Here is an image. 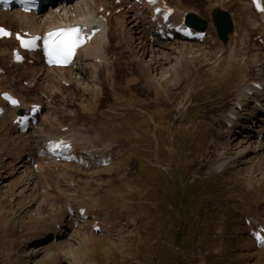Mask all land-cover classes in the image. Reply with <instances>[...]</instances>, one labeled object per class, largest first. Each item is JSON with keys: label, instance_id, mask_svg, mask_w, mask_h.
<instances>
[{"label": "rangeland", "instance_id": "1", "mask_svg": "<svg viewBox=\"0 0 264 264\" xmlns=\"http://www.w3.org/2000/svg\"><path fill=\"white\" fill-rule=\"evenodd\" d=\"M215 1L181 2L206 17L217 32L211 16L213 9L220 7ZM235 1L223 2L221 7L233 16V34L246 32L247 27L241 4ZM251 12L249 19L253 21ZM252 26L255 29L257 25ZM126 40L127 44L119 42L110 47L111 61L120 58L118 45L123 43L126 55L124 61L120 58L114 77L105 76L107 82L104 78L100 95L91 72L74 74L81 76L87 93L78 85L63 90L48 84L42 88L51 105V110L46 108L39 115L43 130L71 121L77 127L96 126L103 133L102 143L119 149L113 160L93 169L83 167L76 159L58 165V171L45 177V183L51 185L48 192L56 198L44 199L43 189L28 190L25 186L29 176L22 177V170L11 175L15 158L9 155L11 142L4 140L8 121H0V264H54L56 258L70 264L71 258L64 261L63 256V251L69 254L70 245L86 256L89 264H264V245H256L251 237L252 228L264 219V151L260 155L238 154L239 145L241 150L248 145L253 149L254 143H241L249 140L244 136L235 140L236 134L224 136L220 127V106H228L233 98L230 91L240 86L243 76L237 68H213L220 47L209 52L202 49L203 42L162 39L175 45L178 53L164 60L157 72L151 70L146 79L139 68L143 58L134 61V57H127L129 50L136 55L138 49L131 50L134 44L129 36ZM230 41L224 44L219 40L224 48ZM149 59L145 58L150 67ZM0 62L3 68L7 59ZM13 72V68L7 71L9 76ZM166 72L171 73L167 78ZM257 74L263 75L264 69L257 70ZM155 77L161 79L162 86ZM15 79L22 84L14 90L23 102V96L27 98L32 92L26 88L24 76ZM45 95L36 92L35 101ZM11 113L7 109V114ZM15 139L14 148L24 146V138ZM88 143L98 141L91 139ZM221 152L227 154L226 162L220 163ZM27 157L25 152L22 158ZM67 181L73 182L76 189L66 190ZM65 193L73 195L75 208L78 203L97 198L102 209L100 219L110 214L112 231L87 230L90 241L88 238L87 244L83 243L85 234L69 228L72 223L68 221L79 215L72 211L74 215L66 217L65 202L58 197ZM61 218L67 225L61 244L49 246L51 232L27 248V242H23L26 236ZM71 237L77 242L68 245ZM16 251L19 254L13 255ZM48 253H52L50 257Z\"/></svg>", "mask_w": 264, "mask_h": 264}, {"label": "bare ground", "instance_id": "2", "mask_svg": "<svg viewBox=\"0 0 264 264\" xmlns=\"http://www.w3.org/2000/svg\"><path fill=\"white\" fill-rule=\"evenodd\" d=\"M181 1L182 0H159L160 4L158 6L159 11L157 16L161 21L166 18L167 8L171 7L175 9L174 13L171 14L167 21L162 24L158 18L155 21L152 20L153 10L155 7H152L148 11V15L144 14L143 10L145 8L148 9L145 0H141L138 4L132 3L129 0H121V3L117 6L110 0H81L77 3H71L69 5L58 3L55 7H52L50 10L40 15H35L34 12H23L19 9L3 10L0 8V28L8 25V30H10L11 33L10 36H5L0 39V59L3 61L7 59L6 66L3 67L5 72L3 75H0V108L2 109L0 113V121H8L6 129L7 133H4V140L11 142L12 148L9 150V155L12 158H15L11 175H16L20 170H22V177L27 174L30 178L34 179V181H32V179L28 177L29 181L25 186L28 190L32 189V191H41L43 189L44 192L42 193H44V199L46 197H52V199H54L56 197L53 196L51 192H48L51 185L45 183L46 175H50L59 170L58 164L53 163L54 159H52L51 154L48 152V141L50 139H54L55 141L53 142L60 144V146L56 147L55 150H59L60 148L68 149L65 151L68 161H71L73 157L76 159L78 164L89 169H93L98 166L100 167L101 165L108 163L106 161L111 160L119 153V149L116 148V146L104 145L102 143L101 140L103 133H101L96 126H90L93 128L77 127L73 121L66 125L56 126L53 129L48 128L47 130L42 129V122L33 126V128L28 130L26 133H18L19 122L17 123V110H28V114L31 112V107L36 104H40L43 109L47 108L51 110V105L47 96L42 90L43 86L45 87L46 84L50 86L53 85V87L61 90L78 85L79 88L83 89L84 93H87L85 90L86 88L82 86L83 81H81V76L74 77V74L76 73H93L95 84L97 85V93L100 95L103 91L102 89H104L103 80L105 76L114 77L116 73V66L119 63L120 58L124 61L123 57L126 55L123 43L121 46L118 45V49L121 50L119 52L120 58H116L114 61H111L112 57L108 54L110 47L118 44L119 42H125V44H127V36H129L132 44H134L131 45V50L135 47L138 49L136 55V52H133L132 54L129 50L128 53H130L127 57H134V61H138L139 57L143 58L141 60L139 58L141 61L139 62V68L141 71L140 74L142 76L144 75V78L147 79L151 70L153 72H157L158 68L162 66L164 60H170L173 53H178L175 45H171L163 41L161 38H158L160 37L158 30L164 29L167 35L176 34V36L180 38H175V42H180V39L183 38L182 35L180 32L178 33V31L169 30L168 24L171 22H175L179 25L181 23L184 24L185 15L191 7L187 9L185 6L189 4H183ZM235 2H237V0ZM239 3L241 4L239 9L242 14V19H244L243 23L247 26L246 32L240 30L236 31L231 36V41L227 48H224L217 39L215 28L210 25L209 28L212 30L208 29L205 32L206 42L204 43L205 46L202 47V49L209 52H213L211 50L220 47L221 54L217 61L213 63V68H237L239 70L238 74L240 77L243 76V80H240V86L236 88L234 86L233 90L230 91L233 98L228 102V106H220V109L223 112L222 119H220V127L224 132V136L226 135L229 137H231V135L235 136L234 129L237 127L235 125L240 122L235 120V116L238 114L243 115V112L240 109L241 105L246 106L247 103H252L251 110L253 111V108L257 106L255 105V102L262 99L261 103L257 107V110L259 109L264 114V77L259 76L256 73L259 68L261 70L264 68V11L256 10L249 0H239ZM214 4H218L216 6L220 7L224 5L223 0H216ZM194 8L198 9L197 6ZM204 8H206V6ZM209 10H211V7L208 11ZM251 11L255 14V17L254 15L252 17L253 21L249 19V16L252 15L250 14ZM129 24L130 26L128 27ZM63 25H80L85 27L87 31V43L84 47L79 49L75 62L72 66L61 68L47 67L43 63L40 52L35 53L21 48V40L17 38V34L27 37L36 35L44 36L47 32ZM252 25L257 26L254 29ZM196 31V29L193 30L194 33ZM136 41L138 42L136 43ZM187 42L188 41H185L183 43ZM128 46L130 48V45ZM249 49L257 52L255 54H251L248 52ZM17 53L23 55V58H25L22 62H16L15 56ZM182 55L185 59L186 56L184 54ZM147 56H150L149 60L151 68L147 64L148 62L146 63L145 58ZM126 60H128V58H126ZM241 60L244 61L243 64ZM241 66H243L244 69H242ZM1 68L2 67H0V69ZM11 68L14 69V72L11 76H9L7 71ZM18 69H22L20 73L16 71ZM143 70H145L144 73ZM170 74L171 73L166 72L165 77H169ZM145 75H147V77ZM156 75L157 74H155V76ZM19 76H24L27 88L32 92V94L28 93V95H26L27 98L23 96L24 101L21 102L18 107V104L13 105L10 101L5 100L3 97L7 92L17 95L14 89L22 84H17L14 78ZM156 78L157 77H155L156 82L162 86V82L160 81L161 79L157 78V80ZM105 80L107 82V78H105ZM146 83L148 84V82ZM148 85L151 84L149 83ZM38 91H41V94H44L46 98L43 97L40 101H35L34 95ZM251 99L252 101H250ZM7 108H12V113L10 115L7 114ZM7 116L8 118L4 119ZM221 124H223V127ZM261 132L263 135L260 136L257 134L249 138L245 133H243L245 135H239L237 138L241 139L244 136L249 140L247 142L241 140V143H247V145L249 143H254L255 147L250 149V145H246L247 147L245 148V151V149L241 150L239 145L238 147L236 146L237 153L246 154L247 152H252L260 155V153L264 151V127H262ZM237 133H241V131L237 130L236 135ZM15 138L25 139L24 146L20 149L14 148ZM237 138H235V140ZM91 139L98 141V143H88V140ZM71 145H73V147L69 149ZM25 152H28V155L31 157L28 161L27 158L25 160L20 159ZM82 153L85 155L82 156ZM227 158V154L225 155L224 152L220 153V163H223L224 161L226 162L225 159ZM72 171L75 172V170ZM35 178H38V180H35ZM65 185L67 188L66 190L68 191L76 189V185L73 182L67 181ZM37 187H39V189ZM24 194L25 193L23 192V195ZM37 195H40L39 192H37ZM61 196L65 202L66 210L68 212L73 211L75 207L73 195L71 193H65L64 195H59L58 197ZM86 209L88 213L87 215L84 213L83 216L79 215L77 216L79 218H74L73 221H68L69 223H72L69 226L70 229H74L76 233L83 232L85 234L83 243H86L89 238L87 237L86 231L92 230L94 226L100 225V227L105 228V233L111 232L113 226V222L109 217L110 214L107 215V219H100L102 209L97 198L85 200L78 203L76 206V210H78V212H84ZM70 215V213L67 214V216ZM65 222L66 219L61 218L59 220H54L51 224H44L39 230L33 231V233L26 236L23 241L35 243L36 241H40L45 238V236H48L50 232H52L53 237L54 235L62 237L64 230L67 229L64 228L67 226L65 225ZM258 223L259 224L253 228V232L256 235H260L262 239V237H264L263 217L258 220ZM71 242L76 243L77 240L74 237H71L68 245L71 244ZM59 244H61L60 238L56 241H51L49 246ZM29 246L31 248V244H29ZM17 254L18 252L14 253V255ZM51 254L52 253H48L47 257H50ZM63 256L64 261L67 257L71 258L69 262L70 264H89L88 258H86V256H81L79 251H74L73 248H71V245L69 247V254L63 251ZM60 263L63 264V259H54V264Z\"/></svg>", "mask_w": 264, "mask_h": 264}, {"label": "snow or ice", "instance_id": "3", "mask_svg": "<svg viewBox=\"0 0 264 264\" xmlns=\"http://www.w3.org/2000/svg\"><path fill=\"white\" fill-rule=\"evenodd\" d=\"M257 6L259 10L264 11V7H260L259 5V0H257ZM62 32L65 33V39L61 41L59 44H57L55 51L58 53V58H62L66 62L73 54L75 47H77L81 41H80L79 31L76 29L62 30ZM0 35L10 36L11 33H9L4 28H0ZM52 35L54 34L53 33L49 34L50 37ZM17 38L21 40V44L25 48L34 46L35 39H37V38H32L31 40L24 39L19 34H17ZM49 54L51 55L52 53L50 52ZM12 102L14 104L18 103L15 100H13ZM262 239H264V237H262Z\"/></svg>", "mask_w": 264, "mask_h": 264}, {"label": "water", "instance_id": "4", "mask_svg": "<svg viewBox=\"0 0 264 264\" xmlns=\"http://www.w3.org/2000/svg\"><path fill=\"white\" fill-rule=\"evenodd\" d=\"M213 14L221 38L224 41H227L229 32L233 30V23L230 14L220 9L215 10ZM188 23L200 29H205L207 26V22L196 15L190 16L188 18Z\"/></svg>", "mask_w": 264, "mask_h": 264}]
</instances>
